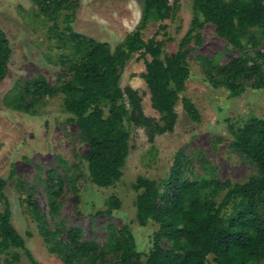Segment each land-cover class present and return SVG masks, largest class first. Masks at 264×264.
I'll return each mask as SVG.
<instances>
[{
  "label": "trees",
  "instance_id": "obj_1",
  "mask_svg": "<svg viewBox=\"0 0 264 264\" xmlns=\"http://www.w3.org/2000/svg\"><path fill=\"white\" fill-rule=\"evenodd\" d=\"M49 21L65 25L51 26L48 34L61 50L60 65L66 68L52 86L44 76L19 82L4 98L11 110L37 116L48 99L62 95L69 122L79 129V140L88 146L84 155L92 183L101 189L115 186L124 176L130 156L129 123L145 130L151 143L158 136L172 134L178 123L180 103L188 117L202 122L197 106L182 98L191 76L190 56L203 45L202 31L207 24L229 47L241 54L226 64L218 59L200 56L209 82L225 88L232 98H239L248 88L264 91V0H195V17L191 28L173 56L165 55L164 42L145 40L151 24L173 19L176 9L170 0H145L141 20L133 32L115 50L74 31L73 23L79 4L74 0H33ZM195 44L193 46L192 44ZM151 56L142 75L151 94L152 106L161 115L157 121L143 110V97L132 87H121L123 73L134 58ZM11 43L0 28V85L9 73ZM232 149L256 168L247 182L223 181L216 168L205 158L204 171L191 179V161L180 153L174 160L169 183L163 191L156 181L140 176L134 185L138 193V224L160 226L153 238V249L144 262L137 250L136 239L129 225L107 227L105 243L86 241L81 228L68 229L58 223L64 188L79 194L78 178L48 173L51 227L27 191L25 204L34 216L39 234L63 264H261L264 261V117H254L243 125L231 124ZM67 166V164H64ZM76 166V165H74ZM68 169V167H65ZM13 170L11 178H15ZM8 181L0 177V253L8 254L6 264H16L23 251L31 264H39L26 246L25 239L12 223L11 202L6 194ZM17 186L25 190L19 181ZM79 199V197H78ZM80 200V199H79ZM122 206L113 196L108 207L99 214L111 215ZM1 264V262H0Z\"/></svg>",
  "mask_w": 264,
  "mask_h": 264
},
{
  "label": "rangeland",
  "instance_id": "obj_2",
  "mask_svg": "<svg viewBox=\"0 0 264 264\" xmlns=\"http://www.w3.org/2000/svg\"><path fill=\"white\" fill-rule=\"evenodd\" d=\"M74 1L79 4L74 31L107 42L113 50L138 26L145 5V0ZM194 1L170 0L177 10L176 16L151 24L145 32V40L155 38L164 42L165 55L173 56L191 28L195 17ZM39 14L33 0H0V28L6 33L12 48L9 73L0 85V177L8 181L6 194L11 202L12 223L39 264H63L40 236L38 225L24 199L27 191L33 192L41 211L54 227L48 205V173L56 171L69 177L72 173L73 179L80 175L78 195L70 184L64 188L60 199L61 215L56 221L68 229H83L86 241L101 244L107 240L110 223L118 228L129 225L137 250L145 262L160 226L153 222L147 227L138 224L135 205L138 193L134 189L137 179L143 176L154 180L164 191L174 160L182 153L191 161V174H188L191 179L204 174L199 159L205 157L216 168V175L221 180L247 182L257 170L233 151L230 126H241L251 118L264 117V91L248 88L239 98H232L227 89L216 88L209 82L200 56L216 58L226 64L241 53L217 36L214 25L207 24L202 31L203 45L190 56L191 76L182 95L197 106L202 122H193L180 103L174 133L158 136L154 143L149 141L145 130L126 123L131 134V150L124 176L111 188H98L92 183L84 160L88 146L79 140L77 125L69 122L71 115L65 112L62 95L48 99L37 116L11 110L4 104L5 96L19 82L44 76L55 86L59 78L67 74L66 68L60 65L61 50L48 34L49 28L56 23L64 28L63 19L52 22ZM192 45L195 46L194 42ZM151 60V56L140 58L135 55L123 73L121 87L137 90L143 97L144 113L160 121L161 115L154 110L150 91L142 78L147 71L146 63ZM13 170L16 176L12 179ZM19 181L26 185L24 191L17 186ZM113 196L121 201V208L111 215L99 214L107 209ZM3 210L0 202V214ZM19 254L20 260L16 264H31L23 251ZM7 258L8 254L0 253L1 264H6ZM209 264H214L213 256L209 257Z\"/></svg>",
  "mask_w": 264,
  "mask_h": 264
}]
</instances>
